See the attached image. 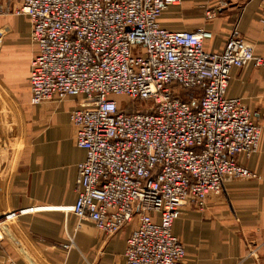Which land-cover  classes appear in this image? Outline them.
<instances>
[{
    "label": "built area",
    "instance_id": "built-area-1",
    "mask_svg": "<svg viewBox=\"0 0 264 264\" xmlns=\"http://www.w3.org/2000/svg\"><path fill=\"white\" fill-rule=\"evenodd\" d=\"M177 1L22 0L16 12L45 51L31 62L30 105L55 94L84 97L69 112L85 159L77 166V199L65 211L106 237L128 226L126 264H187L172 232L183 209L203 211L227 181L257 178L239 159L258 151L261 128L227 90L232 69L264 67V57L235 31L211 53L203 48L211 36L204 29L162 28L159 17ZM214 16L206 11L207 19ZM174 81L186 90L202 84L201 97L182 100ZM72 246L71 239L63 248Z\"/></svg>",
    "mask_w": 264,
    "mask_h": 264
},
{
    "label": "crops",
    "instance_id": "crops-1",
    "mask_svg": "<svg viewBox=\"0 0 264 264\" xmlns=\"http://www.w3.org/2000/svg\"><path fill=\"white\" fill-rule=\"evenodd\" d=\"M21 4L0 0V219L35 211L0 222V264H126L128 226L104 238L65 211L77 199V166L85 159L71 141L69 112L76 99L55 111L30 105L37 45L29 20L15 12ZM207 10L215 16L207 19ZM159 24L173 32L204 29L211 36L203 48L211 53L221 52L235 31L264 57V0H178ZM230 76L227 97L240 99L261 127L258 151L239 159L257 178L227 181L203 211L181 212L172 232L185 247L187 264H264V67L234 68ZM37 114L44 125L38 142ZM71 239L73 246L65 250Z\"/></svg>",
    "mask_w": 264,
    "mask_h": 264
},
{
    "label": "rangeland",
    "instance_id": "rangeland-1",
    "mask_svg": "<svg viewBox=\"0 0 264 264\" xmlns=\"http://www.w3.org/2000/svg\"><path fill=\"white\" fill-rule=\"evenodd\" d=\"M20 8H21V6H20ZM19 8V9H20ZM18 9V10H19ZM18 10H16L15 12H17ZM74 46V44H70V48H72ZM46 49V52H47V50H48V47H46L45 48ZM57 50H59L58 48H54V50L52 49V51L51 52H55V53H58L57 52ZM60 51L62 52V48L60 49ZM43 52H45L44 50H42V48L41 49H39L38 48V46H37V53H36V55L35 56H37V55H39V53H43ZM62 55H63V53H61ZM34 56V57H35ZM63 59V58H62ZM54 61H56V62H58V63H60V60L59 59H56V58H54ZM64 61V60H63ZM76 62V61H75ZM65 64H67L66 62H65ZM91 73H95V70H92L91 71ZM78 84L80 85H75L76 87H86V88H88V87H91L92 85L91 84H89V83H87V82H78ZM184 85L182 84H180L179 82H177V81H174L173 82V87H175V90H176V92L180 95V98L182 99V100H184V101H195V100H198L200 97H201V95H202V92H203V85L202 84H196L195 86H194V88L193 89H191V90H186L187 88H184L183 87ZM81 95V94H80ZM69 98H74V99H76V100H72L73 101V103H74V107H77L78 106V104H79V98H84L83 96H73V95H67L66 97H63V98H60L57 94H55V95H53V99L52 100H49V101H45V102H43V103H40V104H38V105H35L37 108L36 109H38L39 111L38 112H40V111H44V109L46 110V112L48 111V109L50 108L51 110H53V111H55V109L57 108V106L58 105H60V104H63L65 101H67ZM120 100V108L121 109H123V108H125L126 107V105H127V103H126V99L125 98H120L119 99ZM53 101V102H52ZM32 106V105H31ZM46 106H48V108L46 107ZM136 108H139V107H136ZM69 110H71L70 109V107H68V111ZM73 110V109H72ZM259 126V125H258ZM44 127V125H43V123H42V120H41V118H40V114H37V142L38 141H40V140H42L43 139V137L42 136H39L40 135V133H41V131H42V128ZM69 127H70V129H71V141H72V143L74 144V131H73V127H72V125H71V123H70V121H69ZM49 128V127H48ZM261 128V127H260ZM51 141H53V143H54V139L52 140L51 139ZM74 146H75V144H74ZM54 158H58V157H60V155L58 154L57 156H53ZM251 157H252V155H251ZM250 157V158H251ZM249 159V158H248ZM243 167H245L244 165H242ZM57 168L58 169H63L64 168V166L63 165H58L57 166ZM246 168V167H245ZM246 169H248V168H246ZM248 170H250V169H248ZM250 171H252V170H250ZM253 172V171H252ZM255 173V172H254ZM256 174V173H255ZM256 176H257V174H256ZM237 180H239V179H237ZM240 180H242V179H240ZM245 180H247V179H245ZM248 180H251V179H248ZM186 209H193V208H185V209H183V211L184 210H186ZM193 210H195V209H193ZM8 220H10V219H8ZM76 222L78 223V221L76 220ZM81 223H83V222H81ZM80 223V224H81ZM86 223V222H85ZM79 224V223H78ZM79 224V225H80ZM130 229V228H129ZM96 230V229H95ZM97 231V233H100V235H102V237H104V238H111V237H106L104 234H102L100 231H98V230H96Z\"/></svg>",
    "mask_w": 264,
    "mask_h": 264
}]
</instances>
